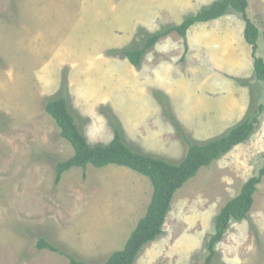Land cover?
I'll return each mask as SVG.
<instances>
[{"label": "rangeland", "instance_id": "1", "mask_svg": "<svg viewBox=\"0 0 264 264\" xmlns=\"http://www.w3.org/2000/svg\"><path fill=\"white\" fill-rule=\"evenodd\" d=\"M217 0H0V264L103 263L122 250L152 198L146 177L75 168L45 111L64 97L93 145L120 129L135 151L180 163L184 137L204 144L259 116L249 139L204 167L171 203L163 233L135 264H205L215 218L264 165V85L241 14L161 38L140 66L125 51ZM264 59V0H248ZM61 253L39 249L40 240ZM68 255V257L66 256ZM212 264H264V178L248 218L232 221Z\"/></svg>", "mask_w": 264, "mask_h": 264}, {"label": "trees", "instance_id": "2", "mask_svg": "<svg viewBox=\"0 0 264 264\" xmlns=\"http://www.w3.org/2000/svg\"><path fill=\"white\" fill-rule=\"evenodd\" d=\"M248 5V0H217L195 15L187 17L180 24L168 28L165 32L149 36L142 48L125 51V56L131 65L138 67L147 51L155 47L161 38L172 33L185 38L189 29L195 24L218 20L233 9L243 18L244 39L251 46L255 76L264 85V59L256 55L260 30L247 15ZM45 111L55 121L60 130V136L72 146L74 151L72 157L57 163L56 184L61 182L65 173L75 168L86 170L89 166L96 169L117 166L130 169L146 177L153 189L146 213L130 233L124 248L114 252L105 262L93 264H135L145 245L154 242L163 233V227L176 193L195 178L202 168L209 167L235 146L245 143L259 122V116L248 118L228 134L204 144L193 143L184 137L188 146L185 158L180 163H172L163 158L133 150L124 141L120 129L114 131V137L108 144L92 146L80 131L64 97L48 100L45 103ZM259 113H264V103L259 106ZM263 178L264 165L255 176L242 185L238 195L227 201L220 209L215 218L214 233L206 244L209 254L205 264H212L216 256V246L223 241L231 222H242L248 218L254 204L255 193ZM38 247L41 250L47 249L64 254L43 239L39 241ZM68 258L70 259L69 264H87L71 256Z\"/></svg>", "mask_w": 264, "mask_h": 264}, {"label": "crops", "instance_id": "3", "mask_svg": "<svg viewBox=\"0 0 264 264\" xmlns=\"http://www.w3.org/2000/svg\"><path fill=\"white\" fill-rule=\"evenodd\" d=\"M252 51V50H251Z\"/></svg>", "mask_w": 264, "mask_h": 264}]
</instances>
